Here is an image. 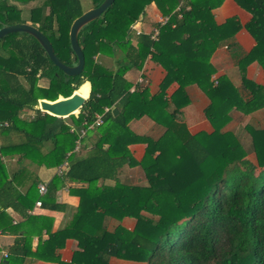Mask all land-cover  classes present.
<instances>
[{"label":"trees","instance_id":"obj_1","mask_svg":"<svg viewBox=\"0 0 264 264\" xmlns=\"http://www.w3.org/2000/svg\"><path fill=\"white\" fill-rule=\"evenodd\" d=\"M32 1L0 0V27L36 26L51 42L55 55L75 65L69 28L85 10L81 1L40 0L24 15ZM101 1L92 0V7ZM222 1L184 0L178 18L173 10L179 0H114L79 29L84 66L75 76L55 66L30 34L11 32L0 38V229L18 235L7 253L11 263L26 254L23 246L31 234L23 230V224L44 220L28 213L39 181L30 166L51 168L66 158L67 167L49 181L42 202L50 209L63 208L54 200L65 183L80 199L71 220L56 230L58 239L72 237L77 248L69 262L58 264H264V124L249 121L223 130L232 109L242 114L264 110L263 86L245 75L252 61L264 71V0H235L250 13L245 28L255 40L251 50L241 53L233 41L241 27L237 18L221 24L214 20L212 9ZM150 3L169 19L159 25L157 40L148 32L134 35L133 43L130 27L143 19ZM224 45L238 57L240 83L252 94L249 101L238 95L226 75L216 83L211 79L215 67L210 56ZM107 54L113 57L111 63L96 60ZM147 55L166 70L160 92L151 96L142 87L130 92L131 82L125 77L127 71L139 70ZM173 81L178 87L166 102L164 90ZM190 84L199 86L209 99L204 113L212 134L191 135L184 124L175 122L170 132L153 140L127 127L132 118L145 114L161 123L165 120L159 117L177 119L188 102L185 87ZM74 91L86 97L76 113L57 117L38 108L40 99L54 101ZM170 104L173 107L167 110ZM105 107L109 109L104 111ZM23 110L31 112L25 116ZM96 114H102V123L92 130L97 139L85 156H79L74 153L79 131ZM108 133L115 141L105 149L102 143ZM134 142L146 143L138 162L144 185L117 179L119 170L131 163L127 145ZM238 145L253 152L256 162L237 157L233 148ZM155 151H159L156 156ZM11 158L18 167L9 171L6 161ZM74 182L85 186L73 189ZM9 211L22 219L17 230L10 228L14 219ZM124 217L135 219L133 228L108 226L109 218ZM39 226V230L48 229L45 223ZM45 241L53 259L58 258V245L54 247L48 238Z\"/></svg>","mask_w":264,"mask_h":264},{"label":"crops","instance_id":"obj_2","mask_svg":"<svg viewBox=\"0 0 264 264\" xmlns=\"http://www.w3.org/2000/svg\"><path fill=\"white\" fill-rule=\"evenodd\" d=\"M90 8H92V6L89 7L88 9ZM212 13L215 22L218 24L223 23L225 20L231 17L237 18V20L241 25V27L234 33L233 36L234 38L233 41L235 42V44H237L238 50L240 49L239 50L240 52L238 50L237 51L241 53V52H248L249 50H251V48L255 44V40L245 28L246 22H248L251 17L249 12H247L245 9L239 6L235 0H223L220 6L212 9ZM162 16L163 15L157 9L155 4L150 3L145 8L143 19L136 21L135 25L141 30L140 33H148L152 27L159 26L158 21ZM131 30L134 32L135 35L140 34V33H136V31L132 28ZM132 42L135 43L134 38ZM237 60L238 57L233 56L231 51H229L225 45L217 47L210 56V62L215 67V72L211 75V79L213 80L214 83H216L217 78L219 76L226 75V77L229 78L232 84H234V87L238 95L241 98H243L245 101H249L252 98V94L250 90H248L244 85L240 83V76L238 74V70L236 67ZM103 61L106 62L105 60ZM165 74H166V70L160 64L152 60L150 55H147V57L143 61L141 68L139 70L134 69L127 71L125 77L131 82V86L129 89L130 92L136 90V88L138 87H142L145 88L149 96H151L160 92V84ZM245 75L246 78H248L249 80L261 84L264 89V71L258 62L252 61L251 63H249L246 66ZM139 77L143 78L142 82H137V79ZM177 87L178 84L175 81L170 82L166 86L164 90V97L166 98L165 99L166 102H168L171 94L177 89ZM185 91L188 97V102L186 103V105L182 106L181 113L179 117L177 116V119L172 121L169 120L167 121L165 117L164 118L159 117V119L165 120L162 121L161 123L158 122L159 120L151 118L145 114L139 118H132L130 121H128L127 127L134 134L139 136H148L153 140H156L161 136H165L164 135L165 132L166 134L170 132L169 131V129H171L170 125H172V123L175 122L184 124L186 130L191 135L203 136L205 134L208 135L212 134L213 127L204 113V109L207 107L209 103L208 97L203 92V90L196 84L187 85L185 87ZM170 105H171L169 107L170 109L166 108L167 110H171V108L173 107L172 104ZM25 112L29 113L31 111L28 110ZM229 112L231 115V120L223 127V130L236 129L237 127L242 126L249 121L259 120L264 124V110H260L252 114H242L241 112L235 109H232ZM117 113L118 110L116 114ZM92 130L93 129H91V133L89 134L88 132L90 130L87 131L86 137L80 139V146L78 150L77 149H75L76 151L74 150V153L79 154V156H85L87 151L90 150V148L93 146L94 142L97 139L96 133H94V131ZM114 141H115L114 135L108 133L106 134V137L102 143V147L107 149L113 145ZM145 147H146L145 142H134L127 145V148L131 156V163L124 165L119 170L117 179L120 182L129 183L133 185L146 184V178L144 172L138 164V162L141 160L144 154ZM61 149L62 148L60 147L58 151H60ZM233 151L235 155L239 158L246 157L252 162H256L255 154L253 152H246L245 149L240 145L234 147ZM158 153L159 151H155L154 155L156 156ZM166 157H164V159ZM63 161L67 162L66 158H64ZM6 162H7V169L9 171L15 170L18 167L15 158L7 159ZM61 163L51 168H46L43 166L40 167L30 166L31 169L36 171L38 174L39 181L37 182V184L45 183L47 186L49 181L53 177H58L60 174H62L64 170L62 172L58 171L59 166L62 165ZM67 165L68 164H66V167ZM105 183L110 185L113 184L114 181H106ZM37 184H36V188H37ZM81 186H85V184L74 182L72 188L76 189ZM69 187L70 185L68 183H65L64 185L60 186L55 193L54 201L59 204H63V208L61 209H50L42 205V203L40 207H36L34 202L37 199H41V201L43 202L47 192L46 190V192L41 195L38 193L37 190V198L32 203V206L28 210V213L33 216L34 215L41 216L44 218V220L42 221L40 219V221L38 222H36L35 219L32 220L31 222L30 220L26 221L23 224L24 225L23 227H25L23 230L31 234V237L27 238L28 245L26 244L25 246H23V249L26 251V254L23 256H19V258H17L19 260L13 261L11 263L8 260V258H2V255L0 253V264H58L57 262L59 261L62 263H67L71 260L73 252L77 248V241L72 237H65L63 240H61L58 239L61 237L59 235H56V230L62 228L67 222L71 220L76 208L79 205V201H80L79 196L76 195V193L70 192ZM50 201H46V202H50ZM0 209H2V207H0ZM9 212L10 213L8 214L12 216V218L14 219L12 221V225L10 226V228L11 230H17L18 228H20L21 225L20 222L22 219L19 218V216L14 212L12 211ZM41 223H45L48 229L43 228L39 230L40 228L39 225ZM117 224H121L127 227L128 229H131L135 224V219L132 217H124L120 221H117L113 218L108 219L109 227H113ZM18 233L21 234L19 230ZM51 235H53V237H51ZM17 236H18L17 234H13L12 232L5 231L0 236L1 248L8 253L9 249L13 245L14 239ZM47 238L48 240H50L51 244L54 247L58 245L56 247L57 251L55 250V253L58 258L53 259L52 251L49 252L48 247L45 245L47 242L45 240ZM44 256L52 257V258L46 259Z\"/></svg>","mask_w":264,"mask_h":264},{"label":"water","instance_id":"obj_3","mask_svg":"<svg viewBox=\"0 0 264 264\" xmlns=\"http://www.w3.org/2000/svg\"><path fill=\"white\" fill-rule=\"evenodd\" d=\"M114 0H102L99 5L87 9L80 16L76 17L69 28V41L73 52L77 57L75 65H68L63 63L54 53L53 46L46 35L41 32L36 26L29 23H14L3 24L0 27V38L11 32H25L33 36L41 47L46 52L49 59L57 66L64 74L68 76H75L81 73L84 66V55L78 42V31L86 23L96 19ZM83 39V37H81ZM86 97L81 96L74 91L70 96L60 97L54 101L40 99L38 107L41 111L47 112L57 117H66L79 108L84 103ZM117 108L112 109L115 115Z\"/></svg>","mask_w":264,"mask_h":264},{"label":"built area","instance_id":"obj_4","mask_svg":"<svg viewBox=\"0 0 264 264\" xmlns=\"http://www.w3.org/2000/svg\"><path fill=\"white\" fill-rule=\"evenodd\" d=\"M183 5H184V0H179L178 4L176 5V7L173 10V13H176L178 18L181 16L180 10L183 7ZM185 9H188V6H185ZM169 16L170 15L162 16L159 19V21H158L159 25H162V24L166 23L168 21V19H169ZM131 28L134 29L136 31V33H140L141 32V30L135 25V23L131 25ZM149 33H150V37H151L152 40H157L158 35H159V26L158 27L157 26L152 27L150 29ZM142 81H143V78H141V77H139L137 79V82H142ZM108 109H109L108 107H105L104 111H107ZM101 123H102V114H96L95 118L91 122H89V123L87 122L85 124V126L83 128H81L80 131H79L78 140L76 141L75 149L78 148V146L80 144V139L83 138L86 135L87 131L93 129L94 127L100 125ZM61 164L62 165L59 166V168H58L59 172H62L65 169L67 162L63 161ZM37 190H38L39 194H41V195L44 194L46 192V190H47L46 184L45 183H38L37 184ZM41 203H42L41 199H37L34 202L36 207H40ZM2 234H3V232L0 230V236ZM0 253L2 255V258H6L7 257V252L5 250H3L1 248V246H0Z\"/></svg>","mask_w":264,"mask_h":264},{"label":"rangeland","instance_id":"obj_5","mask_svg":"<svg viewBox=\"0 0 264 264\" xmlns=\"http://www.w3.org/2000/svg\"><path fill=\"white\" fill-rule=\"evenodd\" d=\"M40 0H34V1H32V2H30L29 4H27L26 5V8H24L23 10V12H24V15H26L27 13V8H30L31 6H34V5H36L38 2H39ZM81 1V4H82V7H83V9H88L89 7H91L92 6V0H80ZM19 7H21V8H23L22 7V5H19ZM134 32H131L130 33V36H131V39L134 37ZM133 40V39H132ZM118 48H117V46L115 47V52H119L118 50H117ZM119 54H120V52L118 53V56H119ZM105 60L107 63H111L112 62V60H113V57H111V56H109L108 54L105 56V55H98V57H97V59L96 60H99V61H101V60ZM106 62H104L105 64H107ZM40 84H43L44 85V83H42V82H40ZM76 113V112H75ZM23 114L26 116V114H25V111L23 110ZM91 131H89L88 132V134L90 133ZM80 145V144H79ZM78 148H79V146H78ZM78 148H77V150H78Z\"/></svg>","mask_w":264,"mask_h":264},{"label":"bare ground","instance_id":"obj_6","mask_svg":"<svg viewBox=\"0 0 264 264\" xmlns=\"http://www.w3.org/2000/svg\"><path fill=\"white\" fill-rule=\"evenodd\" d=\"M81 95V94H80ZM82 96V95H81Z\"/></svg>","mask_w":264,"mask_h":264}]
</instances>
